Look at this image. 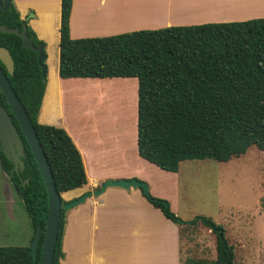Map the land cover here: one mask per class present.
<instances>
[{"label": "trees", "instance_id": "trees-1", "mask_svg": "<svg viewBox=\"0 0 264 264\" xmlns=\"http://www.w3.org/2000/svg\"><path fill=\"white\" fill-rule=\"evenodd\" d=\"M72 8L73 0H62L60 75L139 79L141 157L164 170L178 172L185 160L213 158L228 162L253 145L264 151V17L74 39L70 33ZM0 24L21 29L27 25L34 45L43 46L44 58L40 63L39 52L24 47L21 37L0 32V46L7 47L15 60L13 75L1 64L32 119L58 190L64 193L83 187L88 182L87 174L72 137L62 127L39 122L46 88L45 43L28 21L21 18L14 3L6 12L0 7ZM0 102L9 111L23 141L25 167L12 172L14 163L1 149V141L0 162L24 202L34 236L41 227L36 262L31 246H0V264H40L48 220V190L35 155L1 89ZM143 194L179 227L201 223L216 234L215 260L191 258L183 264H236L235 246L221 224L205 216L185 221L165 199L144 191ZM66 213L67 210L62 211L54 264H60L65 257Z\"/></svg>", "mask_w": 264, "mask_h": 264}, {"label": "crops", "instance_id": "crops-1", "mask_svg": "<svg viewBox=\"0 0 264 264\" xmlns=\"http://www.w3.org/2000/svg\"><path fill=\"white\" fill-rule=\"evenodd\" d=\"M12 2L45 43L46 88L39 122L64 128L83 158L88 182L62 193L63 199L79 198L107 180L134 178L146 181L155 196L177 197L179 171L164 170L139 154V79L61 77L62 0ZM259 13L264 17V0H73L70 33L74 39L104 37L175 25L244 21L259 18ZM14 193L0 162V204L10 205ZM188 241L183 229L155 207L141 188L109 186L67 210L65 257L60 264H183V246Z\"/></svg>", "mask_w": 264, "mask_h": 264}, {"label": "rangeland", "instance_id": "rangeland-1", "mask_svg": "<svg viewBox=\"0 0 264 264\" xmlns=\"http://www.w3.org/2000/svg\"><path fill=\"white\" fill-rule=\"evenodd\" d=\"M14 196L10 205L0 204V246H31V218L21 198ZM155 197L165 199L185 221L205 216L221 224L235 246L236 264H264V151L257 146L228 162L185 160L180 165L177 197ZM182 229L191 239L183 246L185 261L216 259L217 239L211 229L201 223Z\"/></svg>", "mask_w": 264, "mask_h": 264}, {"label": "water", "instance_id": "water-1", "mask_svg": "<svg viewBox=\"0 0 264 264\" xmlns=\"http://www.w3.org/2000/svg\"><path fill=\"white\" fill-rule=\"evenodd\" d=\"M13 6L12 0H0V7L3 12L8 11ZM0 32L14 33L21 37L23 40V46L26 48H32L39 52V61L42 62L43 46H35L33 38L27 33V25H24L23 29L20 27L9 28L4 24H0ZM1 63H4L8 73L13 75L15 70V60L7 47L0 46V89L5 95L16 119L20 123L22 131L35 155L42 175L44 177L48 196H49V208H48V220L43 242V250L40 259V264H54L55 251L58 243L59 233L61 231V218L63 210H70L73 207L82 204L89 197L102 194L109 186H118L126 189L131 187H139L143 189L145 194H150L149 185L136 178L134 179H119V180H107L103 185L95 190L84 193L79 198H75L66 203L63 202L62 193L58 190L55 181L54 172L49 162L47 153L39 138L36 128L30 118L28 111L17 92L15 91L11 80L5 71ZM46 66L43 67L44 82H46ZM0 141L1 149L5 153L8 159L14 163L12 172H20L24 169L25 163L23 157L24 145L20 137V134L13 123L9 111L0 102ZM29 180L27 179V182ZM41 238V227H38L36 235L34 236L31 244V254L34 256L35 262L38 259L37 247Z\"/></svg>", "mask_w": 264, "mask_h": 264}]
</instances>
